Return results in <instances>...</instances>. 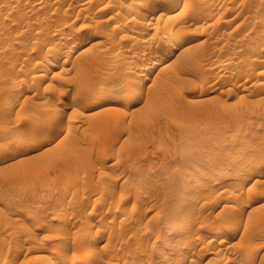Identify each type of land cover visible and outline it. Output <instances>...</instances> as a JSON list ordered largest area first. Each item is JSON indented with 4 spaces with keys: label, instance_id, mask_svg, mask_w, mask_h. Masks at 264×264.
I'll use <instances>...</instances> for the list:
<instances>
[{
    "label": "rangeland",
    "instance_id": "1",
    "mask_svg": "<svg viewBox=\"0 0 264 264\" xmlns=\"http://www.w3.org/2000/svg\"><path fill=\"white\" fill-rule=\"evenodd\" d=\"M176 3L0 0V264H264V0Z\"/></svg>",
    "mask_w": 264,
    "mask_h": 264
},
{
    "label": "bare ground",
    "instance_id": "2",
    "mask_svg": "<svg viewBox=\"0 0 264 264\" xmlns=\"http://www.w3.org/2000/svg\"><path fill=\"white\" fill-rule=\"evenodd\" d=\"M152 1V0H151ZM164 1H166L167 3H168V6H169V4L170 5H172V4H174V3H176V2H178L179 0H164ZM110 2V1H109ZM111 2H112V0H111ZM99 2H97V4H98ZM143 3V2H142ZM154 3V2H153ZM84 4V3H83ZM110 5H113V4H111V3H109ZM177 4V3H176ZM179 4V3H178ZM88 5V4H87ZM136 5V4H135ZM141 5V4H140ZM102 6V5H101ZM125 6V5H124ZM142 6V5H141ZM150 6V5H149ZM100 7V6H99ZM107 7H108V4H107ZM107 7H106V9H107ZM139 7V6H138ZM170 7V6H169ZM88 8V7H87ZM103 9H105V7L103 6L102 7ZM102 8H100V9H102ZM130 8V7H129ZM128 8V9H129ZM148 8V7H147ZM82 9V8H81ZM80 9V10H81ZM161 10V7H157V6H155V7H153V9H151V12L152 13H154L155 11H160ZM136 11H140V9H138V10H136ZM118 12V11H117ZM120 13V12H119ZM144 13V12H143ZM151 13V14H152ZM138 14H140V13H138ZM150 13H147V14H145V17H153L152 15H151ZM163 14V13H162ZM161 14V15H162ZM144 16V15H143ZM132 17H134L133 15H132ZM135 17H136V14H135ZM151 17L150 18H148L149 20L151 19ZM159 17H161V16H159ZM143 18V17H142ZM141 18V19H142ZM147 18H145V19H147ZM132 19V18H131ZM135 19V18H134ZM144 19V18H143ZM129 20V19H128ZM136 20H137V18H136ZM136 20H135V22H136ZM141 22L140 20H137V22ZM144 21V20H143ZM135 23V24H138V23ZM150 22V21H149ZM143 23V22H142ZM144 23H145V21H144ZM128 24H130V23H128ZM133 24V23H132ZM146 24V23H145ZM157 24V23H156ZM117 25V24H116ZM139 25H141V24H139ZM150 25V24H149ZM152 26V25H151ZM157 26V25H156ZM118 27V26H117ZM131 27H133V26H131ZM144 27V26H143ZM147 27H149V26H147ZM155 27V26H154ZM145 28L146 27H144V30H145ZM153 27H151V29H152ZM139 30H141V29H139ZM142 30H143V28H142ZM150 30V29H149ZM177 30V29H176ZM176 30H173V31H176ZM137 31V30H136ZM138 32V31H137ZM177 32H179V31H177ZM139 34V33H138ZM140 34H142V33H140ZM139 34V35H140ZM144 34V33H143ZM148 34H149V32H148ZM172 35L174 34L173 32L171 33ZM181 34V33H180ZM126 36V35H125ZM149 37V36H148ZM166 37H167V35H166ZM169 38H170V35H169ZM176 40H177V38H176V32H175V37H174ZM172 39V38H171ZM169 40V39H168ZM171 40H169V42H170ZM178 42H180L179 40H178ZM80 43V42H79ZM171 43V42H170ZM175 44H177V43H175ZM174 43H172V44H168V46L166 47L167 49H175L176 48V45H175ZM142 45V44H141ZM140 45V46H141ZM179 46V45H178ZM143 47V46H142ZM141 48V47H140ZM160 51V50H159ZM161 51H163V50H161ZM172 51V50H171ZM171 51H169V50H166L165 52H161V53H157V55H155V57L158 59V60H161V61H164V60H166L167 59V57L169 56V52H171ZM59 53V52H58ZM59 55V54H58ZM156 60V59H155ZM264 60V59H263ZM154 62H156V61H154ZM160 62V61H159ZM165 62V61H164ZM163 63V62H162ZM157 64V63H156ZM167 64H170V63H167ZM57 65V64H56ZM164 67L166 66V65H163ZM162 66V67H163ZM52 67H54L53 65H52ZM37 73V72H36ZM42 74H44L43 72H42ZM36 76V75H35ZM37 77H39V76H37ZM41 78V77H40ZM59 120V119H58ZM65 120V119H64ZM59 122V124H57ZM57 123H56V126H61V124H60V121H57ZM64 126H65V124H64ZM68 127V126H67ZM55 128V127H54ZM69 128V127H68ZM61 127H57L56 129H54V133L56 132L57 134H58V132H60L61 131ZM64 131V130H63ZM56 133H55V135H56ZM62 133V132H61ZM53 134V133H52ZM258 181V180H257ZM259 182V181H258ZM258 185V184H257ZM254 187H256V186H254ZM228 201H229V199H228ZM91 232V231H90ZM92 236V235H91ZM198 236H200V235H198ZM202 238V237H201ZM213 239V238H212ZM212 241V240H211ZM196 242V241H195ZM203 252V251H202ZM205 252V251H204ZM203 252V253H204ZM252 252V251H251ZM251 254V253H250ZM88 258V257H87ZM51 259V258H50ZM86 259V258H85ZM91 259V258H90ZM89 259V260H90ZM52 260V259H51ZM48 261L49 263H51L52 261ZM80 261H82V259L80 260ZM83 261H85L84 259H83ZM54 262V261H53ZM84 263H87V262H84ZM54 264V263H53ZM75 264V263H74Z\"/></svg>",
    "mask_w": 264,
    "mask_h": 264
}]
</instances>
